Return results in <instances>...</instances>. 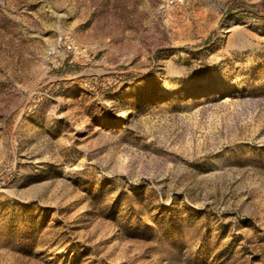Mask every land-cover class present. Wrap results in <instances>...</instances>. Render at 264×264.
I'll list each match as a JSON object with an SVG mask.
<instances>
[{
    "label": "rangeland",
    "instance_id": "obj_1",
    "mask_svg": "<svg viewBox=\"0 0 264 264\" xmlns=\"http://www.w3.org/2000/svg\"><path fill=\"white\" fill-rule=\"evenodd\" d=\"M0 264H264V0H0Z\"/></svg>",
    "mask_w": 264,
    "mask_h": 264
},
{
    "label": "built area",
    "instance_id": "obj_2",
    "mask_svg": "<svg viewBox=\"0 0 264 264\" xmlns=\"http://www.w3.org/2000/svg\"><path fill=\"white\" fill-rule=\"evenodd\" d=\"M70 53L85 55L86 49L79 45L68 32L60 31L53 45L46 50L44 59L47 63H53L59 57L67 58Z\"/></svg>",
    "mask_w": 264,
    "mask_h": 264
}]
</instances>
